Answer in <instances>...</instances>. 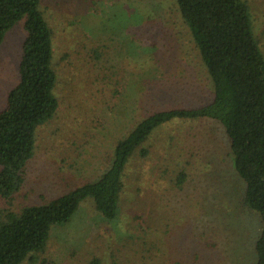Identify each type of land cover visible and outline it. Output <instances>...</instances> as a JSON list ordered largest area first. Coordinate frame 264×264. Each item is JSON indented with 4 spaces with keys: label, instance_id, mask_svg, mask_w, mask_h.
Wrapping results in <instances>:
<instances>
[{
    "label": "rangeland",
    "instance_id": "1",
    "mask_svg": "<svg viewBox=\"0 0 264 264\" xmlns=\"http://www.w3.org/2000/svg\"><path fill=\"white\" fill-rule=\"evenodd\" d=\"M245 1L264 57V0ZM40 8L53 32L59 105L37 130L20 191L0 199L15 211L96 180L116 142L151 113L213 97L176 0H42ZM23 22L0 44V110L18 82ZM143 148L126 166L114 220L86 198L68 224L52 227L45 251L22 264H256L262 218L244 204L246 183L222 124L172 121Z\"/></svg>",
    "mask_w": 264,
    "mask_h": 264
},
{
    "label": "trees",
    "instance_id": "2",
    "mask_svg": "<svg viewBox=\"0 0 264 264\" xmlns=\"http://www.w3.org/2000/svg\"><path fill=\"white\" fill-rule=\"evenodd\" d=\"M176 1L213 81L212 99L197 108L148 115L116 142L109 166L96 180L18 211L0 207V264L33 262L45 251L52 227L68 224L86 198L93 199L95 210L105 220H114L126 166L136 153L146 155L143 144L152 132L172 121L198 118L218 121L230 140L236 172L246 183L244 204L262 218L255 249L256 264H264V57L253 34L250 8L245 0ZM41 2L0 0V44L21 20L25 31L18 82L0 110V199L7 202L23 185L37 130L54 117L59 105L53 32ZM184 180L181 174L175 183L180 187ZM90 264L101 263L95 258Z\"/></svg>",
    "mask_w": 264,
    "mask_h": 264
}]
</instances>
